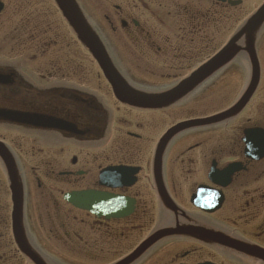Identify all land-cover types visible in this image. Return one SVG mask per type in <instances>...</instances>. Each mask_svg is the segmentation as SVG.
Masks as SVG:
<instances>
[{
  "label": "flooded vegetation",
  "instance_id": "1",
  "mask_svg": "<svg viewBox=\"0 0 264 264\" xmlns=\"http://www.w3.org/2000/svg\"><path fill=\"white\" fill-rule=\"evenodd\" d=\"M72 1L133 92L164 93L191 71L181 69L180 63L182 57L197 56L182 48L191 41L167 36L178 14L195 13L190 2ZM52 2L0 0V110L40 113L75 126L73 133L59 132L0 118V264H34L11 228L14 184L22 239L43 264H71V253L98 264H113L125 257L120 250L130 254L137 246L157 202L160 219L170 217L181 226L201 227L264 250V29L255 44L260 80L240 106L249 72L241 70L240 75L224 69L183 99L140 107L117 100L97 70L88 73L80 62L56 63L51 52L57 44L55 30L69 25L58 17ZM118 33L122 36L115 37ZM207 44L214 51V42L207 40ZM112 45L145 52L148 58L139 68H120L111 56ZM152 62L161 67L155 68ZM231 80L238 85H231ZM43 95L46 101L40 99ZM227 112L223 118L174 134L156 161L160 143L171 128ZM108 168L123 172L103 174ZM222 183L219 189L217 184ZM201 186L221 193L220 207L212 214L191 208L190 196ZM158 188H163L176 210L168 209L159 194L156 201ZM81 191L124 197L133 203L132 213L123 219L97 218L82 211L78 212L83 218L71 216L77 210L64 201V195ZM32 204L40 231L28 229L25 219ZM75 221L85 229H72L70 223ZM204 247L215 249L209 242ZM60 253L66 261L60 260ZM213 253L208 251L204 259L198 252H185L174 260L197 264L209 261ZM224 255L233 256L229 251Z\"/></svg>",
  "mask_w": 264,
  "mask_h": 264
},
{
  "label": "water",
  "instance_id": "2",
  "mask_svg": "<svg viewBox=\"0 0 264 264\" xmlns=\"http://www.w3.org/2000/svg\"><path fill=\"white\" fill-rule=\"evenodd\" d=\"M230 5H235V3L230 2ZM61 7L71 22V24L75 27V30L83 43L86 45V47L89 49L90 53L94 57V59L97 61L99 67L104 73L105 78L108 80L110 85L112 86L114 92L123 99H129L130 101L136 102V103H147V102H164V101H170L175 99L176 97L180 96L184 92H186L189 88H191L193 85H195L202 77L206 76L208 73H210L212 70H214L219 64H221L230 54H232L235 51L234 43L242 36H245L249 43L250 48V39L252 37V34L255 32V30L259 27V25L262 24L264 21V6L249 20V22L241 29V31L232 39V41L223 48L218 54H216L209 62H207L204 66H202L200 69H198L193 75H191L189 78H187L184 82L176 86L171 91H168L166 94L158 96L155 99H146L141 96H137L135 94L130 93V91L126 88V86L123 84V82L120 80L118 75L113 70L112 66L107 60L106 54L99 44V42L96 40V38L93 36V34L88 30L84 22L82 21L81 17L77 13L74 6L69 2V0H61ZM250 57L253 65V75H254V81L252 83V86H254L256 78H257V64L254 57V54L252 51H250ZM253 88V87H252ZM0 117L6 118V119H14V120H25V121H17L23 124L37 126L40 128H56V129H64L67 124H64L63 122H60L58 120H55L53 118L43 116V115H24V114H18L14 112H8V111H0ZM181 128V127H180ZM163 194V192H162ZM164 195V194H163ZM94 195L91 194H73L71 196L66 197V200L72 204V206H75L79 209H84L89 211L93 214H102L104 213H111V209L113 208V200L111 201H102V202H96L95 199H93ZM165 197V196H164ZM113 203V204H112ZM103 211V212H102ZM18 212L19 207L16 204L14 206V218L16 220V226L19 231L18 227ZM100 212V213H99ZM102 212V213H101ZM123 216V214L121 215ZM177 230L182 231L181 229L171 230L163 232L162 235L166 233H175ZM194 234L200 235L210 241H213L215 243H218L220 245H223L225 247L234 249L239 252H243L246 254H250L253 256H256L260 259H264V252L247 248L243 245L237 244L235 242L226 240L224 238L219 237L218 235L211 234L206 231H202L199 229H188ZM17 231V232H18ZM160 234H158L155 237L150 238L146 243H144L140 248H138L130 257L123 260L119 264H125L129 262L132 258H134L138 253L141 252V250L145 249L153 240L157 239ZM17 238L21 241L20 234H17ZM23 249L25 250L26 254L30 256V258L33 259V261L36 264H42L32 253L28 251L27 248H25L24 244Z\"/></svg>",
  "mask_w": 264,
  "mask_h": 264
},
{
  "label": "rangeland",
  "instance_id": "3",
  "mask_svg": "<svg viewBox=\"0 0 264 264\" xmlns=\"http://www.w3.org/2000/svg\"><path fill=\"white\" fill-rule=\"evenodd\" d=\"M261 1L262 0H242V5L240 6V8H237L238 13L241 14V17L239 16L238 20L248 17L255 10V8L257 7V5H259V3ZM224 35H225V33L223 34V36ZM120 36H122V35L120 33H118V35H116L115 37H120ZM114 43H118V42H114ZM76 48L77 47H74L72 49L76 50ZM112 51H113V54L116 57V60L119 63V65L123 69H126V70L136 69V67H133L135 62L140 65L141 62H139V61L143 60L139 56H136L134 51H132V50L129 51L128 47H126V46L112 47ZM136 54H137V52H136ZM86 61L88 62V67H91L92 66L91 64H90L91 66H89V63H90L89 62L90 61L89 56H88V58H86ZM263 67H264V63H263ZM155 68H157V66H155ZM236 69H239V67H237V66H231L230 67V70H236ZM231 85H238V84L236 81L231 80ZM222 95H223V91H222V89H220L219 90V97H221ZM153 213H154V211H153ZM74 215L78 219L83 218V216H84L83 214H81L79 212H73L71 214V216H74ZM26 218H27V223L29 224L28 229H33V230L37 229V231H40V227H39L40 223L38 221H36V207H35V205L32 204L28 207V212L26 214L25 219ZM171 225H172V222L170 220L158 222L157 217H154V218H152V220L150 222H146V224H144L143 231L141 233H139V236L141 238H144L148 234H153L157 231H161L164 228L170 227ZM70 227L72 229H85L83 224H80L79 222H76V221L74 223L71 222ZM39 234L41 236L45 235L44 232H39ZM176 239H177V236H175V235H169V236L161 238L160 240L155 242L153 245H151L150 248L151 249L154 248V249L151 250V252L149 254H147V256L144 259H142L140 262H138L137 264H170L173 257L177 256L180 252L184 253L185 251L186 252L195 251L196 253L198 252V254H202L203 258L206 256V254H208L209 250L207 251V249H204L203 247H200L199 245L194 244L193 242H190L188 240L187 241H181V242L178 240V242H176L175 241ZM137 244L138 243L136 242L135 246ZM121 251H124V250H120L121 254L122 253L125 254V252H126V254L128 253L126 250L124 252H121ZM120 253H119V256L121 255ZM57 254H59V253H57ZM213 254H215V253H213ZM191 255H192L191 253L188 254V257H190ZM60 257H62V253H60ZM114 258L115 257H112L111 260ZM69 261H71L73 264H98V263L90 261L88 259H85V258L82 259V258H78V257L76 259L71 257L69 259ZM211 261L214 263H217V264H234V263L229 262L226 259L223 260L217 254L214 255V259H212ZM66 264H69V263L67 262Z\"/></svg>",
  "mask_w": 264,
  "mask_h": 264
}]
</instances>
